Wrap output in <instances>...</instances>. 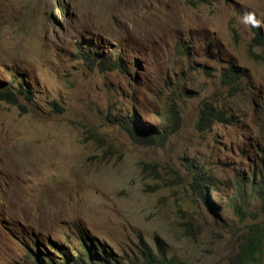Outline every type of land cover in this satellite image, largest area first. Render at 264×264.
<instances>
[{
	"label": "rangeland",
	"instance_id": "374dc122",
	"mask_svg": "<svg viewBox=\"0 0 264 264\" xmlns=\"http://www.w3.org/2000/svg\"><path fill=\"white\" fill-rule=\"evenodd\" d=\"M257 34L264 0H0V82L34 92L0 100V264L37 243L74 255L82 232L125 264L157 238L184 264H229L264 227L258 199L243 218L229 199L264 148V92L229 97L222 83L239 66L264 91ZM90 38L121 45L129 72L91 68ZM204 102L229 105L232 124L199 130ZM112 112L163 144H138ZM197 165L218 181L215 211L191 188Z\"/></svg>",
	"mask_w": 264,
	"mask_h": 264
},
{
	"label": "trees",
	"instance_id": "16d2710c",
	"mask_svg": "<svg viewBox=\"0 0 264 264\" xmlns=\"http://www.w3.org/2000/svg\"><path fill=\"white\" fill-rule=\"evenodd\" d=\"M98 49H89L86 54V61L90 64L91 68H108L104 63L109 61L104 55L96 52ZM99 57L102 58L101 63ZM114 67H116L114 65ZM117 68V67H116ZM121 70V67L118 66ZM113 70V68H109ZM107 70V69H106ZM234 71V72H233ZM233 72V77L238 78V70H227L224 75L226 81L230 74ZM2 90L0 91V100L16 102L18 93L23 94L28 100H32L34 96L33 89H31L26 82L20 83L17 86V91L13 90V85L9 86L3 82H0ZM230 89L239 91L237 85H233L230 82ZM226 102H223L225 104ZM230 106H217L210 102H204L199 112V119L197 127L201 131H208L213 128L216 123H222L226 125L232 124V116L230 112L226 111V108ZM116 111V110H115ZM108 120L112 123L120 125L124 128L130 136L138 144H149L150 142H161L163 144L165 137L156 139V136H150V129L146 125L137 120L135 115H123L112 112L108 116ZM170 120H175L170 118ZM178 124V123H177ZM150 168L156 169L152 165H147ZM193 167V166H192ZM188 167L189 171H192L191 188L201 196L202 200L206 204L209 210L215 211L217 205L215 200L211 198L212 191L216 190L218 181L216 176L209 171L208 168L203 166ZM251 170H248L244 178L235 182H231V197L230 204L234 207L236 215L243 218L244 209L241 203L247 202L248 198H255L261 203L264 210V149H259L258 154L253 161ZM156 176L158 173L156 172ZM184 226L188 227L189 235H192L190 231V224L185 223ZM80 248L76 249L77 253H73L65 249L59 244L48 242L52 248L48 249L40 244H35L34 249L28 251V258L25 259L24 264H125V262L113 255L110 250H107L104 244H100L97 240L91 237L87 232L81 233ZM157 248L142 251V260L137 264H184L177 257H171L168 254L165 244L159 238L156 239ZM264 253V227L252 225L247 237H244L240 241V250L230 259L229 264H260L261 256Z\"/></svg>",
	"mask_w": 264,
	"mask_h": 264
},
{
	"label": "clouds",
	"instance_id": "9594fccd",
	"mask_svg": "<svg viewBox=\"0 0 264 264\" xmlns=\"http://www.w3.org/2000/svg\"><path fill=\"white\" fill-rule=\"evenodd\" d=\"M207 1V0H206ZM260 30V28H257ZM257 42L259 44H264V36H260V34H257L256 38ZM88 44V50L89 49H98L96 52L101 53L106 57V59L109 61L108 63H104L108 66V68H113V70H118L122 73H128L129 72V66L125 60V52L123 51L121 45L117 44L116 46V52L110 50L108 48V43H106L101 38H98V40L94 38H90L87 41ZM185 49V47L183 46ZM102 58L99 57V61L101 63ZM114 65L117 67H114ZM118 66L121 67V70L118 68ZM238 70V78L235 79L233 77V72L230 74L229 78L225 81L224 75L226 74L227 70ZM246 71L244 69H241V67H230L228 66L227 69H224V73L222 75V83L223 87L226 88L227 93L229 94V97H234L238 94H242V96L246 97H256L259 96L260 92H264L260 87L256 86L248 74H245ZM233 83V85H237L239 87V91H235L233 89H230L229 84ZM241 96V97H242ZM261 97V96H260ZM264 149V148H262ZM259 152V150H258Z\"/></svg>",
	"mask_w": 264,
	"mask_h": 264
}]
</instances>
